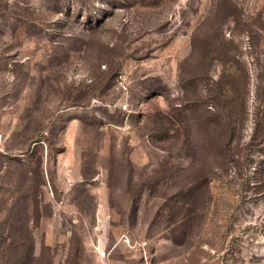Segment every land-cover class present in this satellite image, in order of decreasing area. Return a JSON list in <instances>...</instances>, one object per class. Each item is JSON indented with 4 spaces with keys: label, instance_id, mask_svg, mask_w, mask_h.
Here are the masks:
<instances>
[{
    "label": "rangeland",
    "instance_id": "rangeland-1",
    "mask_svg": "<svg viewBox=\"0 0 264 264\" xmlns=\"http://www.w3.org/2000/svg\"><path fill=\"white\" fill-rule=\"evenodd\" d=\"M0 264H264V0H0Z\"/></svg>",
    "mask_w": 264,
    "mask_h": 264
},
{
    "label": "trees",
    "instance_id": "trees-1",
    "mask_svg": "<svg viewBox=\"0 0 264 264\" xmlns=\"http://www.w3.org/2000/svg\"><path fill=\"white\" fill-rule=\"evenodd\" d=\"M31 151L29 148L24 149L25 155H30ZM39 182H37V187L42 186V174L39 169ZM26 196L24 197V206L29 205L23 208L22 212L17 213V218L14 223L10 224V228L8 226V231L6 229L3 230V234H6V237L9 241V245L6 249L9 250V253L13 254V250L17 247L20 253H28L32 248L31 236H30V228L34 223H36L42 216V212H40L38 200H36V196H32V191L26 192ZM36 195V194H35ZM38 196V194H37ZM17 246V247H16ZM21 256V255H20Z\"/></svg>",
    "mask_w": 264,
    "mask_h": 264
}]
</instances>
